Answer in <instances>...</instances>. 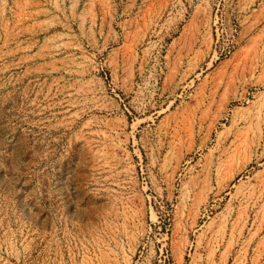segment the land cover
Instances as JSON below:
<instances>
[{
	"label": "rangeland",
	"instance_id": "obj_1",
	"mask_svg": "<svg viewBox=\"0 0 264 264\" xmlns=\"http://www.w3.org/2000/svg\"><path fill=\"white\" fill-rule=\"evenodd\" d=\"M0 264H264V0H0Z\"/></svg>",
	"mask_w": 264,
	"mask_h": 264
}]
</instances>
